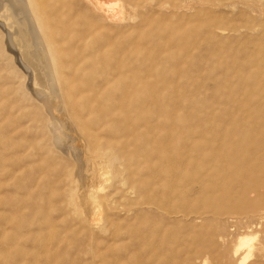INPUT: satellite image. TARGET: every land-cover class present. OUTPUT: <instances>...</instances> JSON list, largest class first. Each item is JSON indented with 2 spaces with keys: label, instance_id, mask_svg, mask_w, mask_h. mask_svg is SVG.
Instances as JSON below:
<instances>
[{
  "label": "bare ground",
  "instance_id": "1",
  "mask_svg": "<svg viewBox=\"0 0 264 264\" xmlns=\"http://www.w3.org/2000/svg\"><path fill=\"white\" fill-rule=\"evenodd\" d=\"M263 225L264 0H0V264H264Z\"/></svg>",
  "mask_w": 264,
  "mask_h": 264
},
{
  "label": "rangeland",
  "instance_id": "2",
  "mask_svg": "<svg viewBox=\"0 0 264 264\" xmlns=\"http://www.w3.org/2000/svg\"><path fill=\"white\" fill-rule=\"evenodd\" d=\"M205 78L204 76L199 79H190V80H178L176 81V87L173 89L175 91L172 92L173 95H182L187 101L189 105V109L192 110L194 113H199V110L203 108V98L206 95L209 88H214L216 84L213 85L212 81ZM211 85H210V84ZM229 227L232 225L231 223L228 224ZM227 228V227H226ZM225 228V229H226ZM225 229H218L215 227L214 222H209L207 226V230L212 231L214 234H221L225 232ZM264 231L263 226H257V228L252 229V231L256 230ZM206 230V228H205ZM231 230V229H230ZM251 230L248 232L249 234H243V230L238 232L236 230H231L220 242V250L221 252H228L231 251L233 246L237 245L239 238H243L246 236H251L254 234ZM238 232V233H237ZM252 232V233H251ZM264 234V233H261ZM235 264V263H234Z\"/></svg>",
  "mask_w": 264,
  "mask_h": 264
}]
</instances>
